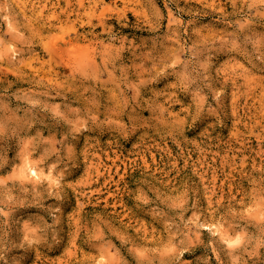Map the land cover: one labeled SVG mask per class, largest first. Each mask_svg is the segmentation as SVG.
Returning <instances> with one entry per match:
<instances>
[{"label": "clouds", "instance_id": "9594fccd", "mask_svg": "<svg viewBox=\"0 0 264 264\" xmlns=\"http://www.w3.org/2000/svg\"><path fill=\"white\" fill-rule=\"evenodd\" d=\"M49 3L0 0V68L9 69L12 80L0 84V187L7 193L4 203H15L19 182L21 192L38 197L39 209H33L48 217L43 234L21 225L18 241L0 238V264H29L38 248L50 249V254L62 250L63 216L74 205L72 193L85 191L75 181L86 166L80 152L86 137L116 138L131 145L147 132L185 144L210 120L227 132L232 82H241L250 95L264 85V0H232L231 14L220 13L217 21L192 15L191 24L182 9L173 13L175 22L169 24L156 5L150 17L153 28H131L135 18L130 13L121 14V19L109 14L113 18L105 23L112 27L104 31L96 16L104 0H87L83 10L87 14L77 17L75 24L62 21L58 4ZM169 5L176 7L174 0H167L165 7ZM128 6H136L134 0ZM205 22L222 24L224 32L185 38V28L196 29ZM73 27L98 33L92 37L91 59L77 56L70 67L61 65L62 86L24 77L32 57L54 55L57 46L68 48L67 40L77 35L70 30ZM131 32L143 37L146 47L136 48L124 39ZM174 32L177 39L170 40ZM58 36L65 39L54 38ZM225 61L232 66L218 71ZM173 83L175 88L170 87ZM178 100L191 105L184 120L170 114L182 106ZM212 105L216 113L209 111ZM193 116L194 126L189 128ZM53 122L55 127L49 126ZM145 180L137 186L142 199L133 204L159 232L113 231L111 223L94 217L89 231L81 229L78 238L94 256L81 264H185L197 252L196 264H264V168L241 177L243 203H218L211 211L203 206L199 184L173 190L154 178ZM0 215H8L5 208L0 207Z\"/></svg>", "mask_w": 264, "mask_h": 264}, {"label": "rangeland", "instance_id": "374dc122", "mask_svg": "<svg viewBox=\"0 0 264 264\" xmlns=\"http://www.w3.org/2000/svg\"><path fill=\"white\" fill-rule=\"evenodd\" d=\"M129 2L130 0H104L103 7L96 13L102 31L112 27L111 24L105 23L113 18L109 14H116V18L121 19V14L130 13L135 18L131 28L141 29L144 25L153 28L155 26L152 25L150 17L151 10L156 5L164 10L169 24L175 22L171 17L177 9L184 11L188 24L192 22V15L217 21L220 13L229 15L233 9L232 0H174L176 7H165L167 0H134V7H129ZM54 4H58L56 10L61 13L62 21L75 24L77 17L87 14L83 11L88 6L87 0H79V6H75L76 0H50L48 6L52 7ZM22 11L25 15H30L28 9ZM124 20L127 24L126 17ZM70 30L77 35L67 40L68 48L57 46L54 55L32 57L26 62L23 76L62 86L61 65L70 67V60L77 56L91 59L90 53L95 51L92 37L98 33L92 32L90 35L74 27ZM200 32L207 37L209 34L224 32V27L222 24L205 22L196 29L185 28V38L195 40L193 33ZM54 38L65 39L63 36ZM124 39L130 40L136 48L146 47L145 39L137 38L136 32H131ZM169 39H177V34L174 32ZM47 47L46 42L45 48ZM231 66L225 61L218 71H225ZM9 72L7 68H0V84L6 80L8 84L12 83ZM170 87L175 88L176 85L173 83ZM155 94L164 95L163 92ZM177 103L182 106L170 114L179 115L181 120H184L186 117L183 114L190 111L191 105H184L179 100ZM262 106L264 85L258 93L250 95L246 93L241 82L233 81L227 101L228 114L232 118L227 132L220 130L215 120H210L185 144L180 141L172 143L147 132L131 145H123L116 138L101 141L99 137H86L80 150L86 166L75 181L76 185L84 186L85 191L72 193L74 205L63 216V230L66 232L64 247L56 254H50V249L38 248L32 254L29 264H81V261L91 259L94 253L84 248L78 238L82 236L81 229L84 233L89 231L94 217L111 223L113 231L127 229L131 233L143 232L144 235L158 233V227L140 215L133 204L134 199H142L137 186L147 183L146 176L172 187L173 190L181 186L186 187L190 183L199 184L204 196L203 206L210 211L211 206L218 203L227 205L232 200L243 203L241 177H247L253 171L264 168ZM209 111L216 113V106L212 105ZM137 118L129 116L130 120ZM195 119L193 116L189 120V128L194 126ZM41 121L46 122V118L42 116ZM49 126L55 127V123ZM93 149L95 150L90 153ZM90 155L95 159H91ZM28 187L31 189L32 185L29 184ZM40 187L37 186V189ZM14 191L17 201L6 204V190L0 187V207L8 212L7 216L0 215V238L11 243L20 239L21 225L36 227L43 234L48 219L47 216L41 215L39 210L33 209H39V205L35 203L38 197L34 198L31 192H21L19 182ZM44 199L50 197L45 196ZM40 206L46 207L43 203ZM57 211L60 209L57 208ZM199 256L200 253L197 252L196 256L189 257L185 264H196Z\"/></svg>", "mask_w": 264, "mask_h": 264}]
</instances>
